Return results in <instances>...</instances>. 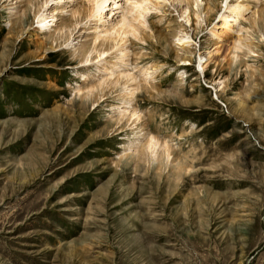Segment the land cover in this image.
Returning <instances> with one entry per match:
<instances>
[{"label":"rangeland","instance_id":"1","mask_svg":"<svg viewBox=\"0 0 264 264\" xmlns=\"http://www.w3.org/2000/svg\"><path fill=\"white\" fill-rule=\"evenodd\" d=\"M43 1L0 0V264H264L261 26L224 33L225 0H208L191 55L162 6L128 44L129 70L153 75L129 106L124 80L100 86L106 60L81 62L97 23L65 35L80 0ZM151 136L170 155H149Z\"/></svg>","mask_w":264,"mask_h":264},{"label":"bare ground","instance_id":"2","mask_svg":"<svg viewBox=\"0 0 264 264\" xmlns=\"http://www.w3.org/2000/svg\"><path fill=\"white\" fill-rule=\"evenodd\" d=\"M49 1L50 0H44L42 3V7L44 6V3H48ZM62 1L64 0H58V3H61ZM203 1L204 6L202 5ZM255 1L263 5H261L259 9L254 11L252 17L249 16L250 19H247L246 16L243 15V12L247 9V7L245 6V0H225V4L223 6L224 11L220 16V19L222 21L219 22L218 28H224V33H229L230 31H233L235 27H238V32H244L245 30L247 31V33H249L251 30L243 29L244 24L242 25V22L247 21L251 23L252 26L254 25V27L256 28L261 26L262 30L259 31H261L260 36L262 37V39L260 41H264V0H262L263 2H261L260 0ZM108 2L109 0H80V8L71 12L73 27H68V33L65 35L70 38L74 32H77V29L78 31H80L83 28V25L84 28H86L83 29V31L86 32L90 27L92 28V23H97L94 26V45L87 52L81 62L88 64L98 61L97 64H99V62L106 60L105 63H108L109 66H104L107 71L103 69L102 71H105L106 73H108V75L104 78L102 77L100 86H105L108 82H115V86H118L119 83L124 80L125 83L123 84V87L120 91L127 93V99L124 100L123 103L130 106V104L133 103L132 101L136 96V93L139 92L140 88L143 87V85H145L143 83H148L147 78H149V76H153L151 72H148L149 68H144L142 70L140 69V73L142 72V78L138 76L137 73L133 71V69L129 70L131 52L128 48V44L130 38L132 37L144 42L146 38L153 36V29L148 16L150 14V16H152L153 12H158L160 11V8L162 6L169 4L176 10H179L180 16H182L187 23H184L185 25L181 24L182 36L178 38V44H180L181 46H185L188 50H190L189 53H191L192 55L193 51L191 50V48H189L191 45V36L189 32H187V25H190L192 20L196 21L197 25L203 24L204 15L202 16L201 14L202 9L204 8L206 10L208 8H211L212 5L210 2H208V0H124L123 5L119 4V0H113V6L111 8L112 10L110 11V15L107 17L105 16V11L108 6ZM223 7H221V9ZM119 14H121L122 17L120 21L116 24L111 25V20H113ZM52 17L54 18L55 15H52ZM47 18L48 16H46L45 13L41 14L38 20L41 25L40 29H46L51 26L48 25ZM193 23L194 22H192L191 25H193ZM240 37L239 39L237 38L236 42L234 41L235 46L233 45L234 50L232 52V57L234 60L238 59V51H240L242 49V46L244 45H242V39ZM182 60L187 61L186 59ZM198 66L202 72H204L205 68L207 67V63L203 61V56L201 55H199ZM97 68L100 69V67ZM125 68L126 70H122ZM107 86H109V83ZM94 91L95 90H90L89 93L91 94L89 95H92ZM104 92L105 91H103V93ZM104 95L105 94L100 95V98H103ZM122 115H125V113H123ZM130 115L132 117H135V119H141V114H139L136 109ZM146 149L147 153L151 156H154V158L159 155L158 152L160 149H163L162 151H164V154L170 155V145L167 142L160 141L155 136H151L150 139L147 140Z\"/></svg>","mask_w":264,"mask_h":264}]
</instances>
